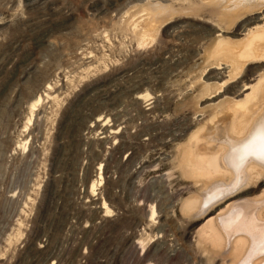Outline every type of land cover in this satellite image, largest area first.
Segmentation results:
<instances>
[{"label":"rangeland","instance_id":"374dc122","mask_svg":"<svg viewBox=\"0 0 264 264\" xmlns=\"http://www.w3.org/2000/svg\"><path fill=\"white\" fill-rule=\"evenodd\" d=\"M213 5L0 0V264H241L203 231L264 177L187 208L185 146L264 71L229 80L210 52L241 21Z\"/></svg>","mask_w":264,"mask_h":264},{"label":"bare ground","instance_id":"6f19581e","mask_svg":"<svg viewBox=\"0 0 264 264\" xmlns=\"http://www.w3.org/2000/svg\"><path fill=\"white\" fill-rule=\"evenodd\" d=\"M203 1L217 5L232 22L241 21L234 32L240 37L221 38L210 52L214 59L226 61L229 80L236 78L247 64L263 63L264 0ZM232 94L230 99L210 105L215 112L210 111L209 118L185 146L183 165L204 185L202 199H189L187 208L209 206L264 177V71L256 78L244 79L242 87ZM154 214L152 205L150 216ZM224 234L228 241L226 251L233 250L235 258L246 249L241 264H264V193L252 202L230 204L218 222L210 221L203 231L213 243L226 241Z\"/></svg>","mask_w":264,"mask_h":264}]
</instances>
